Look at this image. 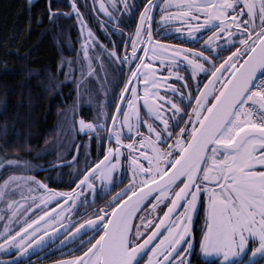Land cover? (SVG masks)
I'll list each match as a JSON object with an SVG mask.
<instances>
[{
  "label": "snow or ice",
  "instance_id": "1",
  "mask_svg": "<svg viewBox=\"0 0 264 264\" xmlns=\"http://www.w3.org/2000/svg\"><path fill=\"white\" fill-rule=\"evenodd\" d=\"M119 3H123L122 8ZM157 4L158 0L143 3L134 33L124 36L122 29L112 27L111 32L120 33L125 41L122 56L115 43L111 50L102 46L101 50L107 51L104 58L116 64L118 73L125 65L131 69L116 101V111L111 113L112 123L107 122L109 113L104 104L98 105L93 120L78 121L81 134L88 133L90 139L93 133L100 137L97 130L103 129L109 142L115 140L116 147H108L103 158L94 163L86 152L83 168L87 170L76 167L68 174L67 182L75 181L70 191L49 189L34 176L10 175L0 185V203L6 202L10 213L6 220L0 217L3 223L0 253L10 257L0 259V264H19L18 258L36 253L47 256L57 249H65L62 253L65 256L79 254L57 260L55 264H141L142 260L143 264H192L195 249L192 222L201 203L205 227L199 241V255L214 258L203 260L202 264H240L245 256L248 259L244 264H257L258 260L264 264V0H259L258 6L256 0H180L175 7L183 9L182 12H168L173 5L167 0L160 4L163 15L157 23L187 21L186 28L178 27L175 32L199 47L154 39L152 23ZM48 8L50 20L61 15L58 10H51V0ZM138 8L135 0H112V10L104 2L99 4L107 21L125 27L131 23L124 18L125 14L133 17ZM73 12L83 35L87 23L75 0L71 2V10L63 15L70 16ZM104 23L102 20L101 25ZM205 31L210 33L206 38ZM87 36L89 39L82 48L91 75L94 69L89 48L95 46L96 38L91 29ZM237 44L239 47L221 59L224 51ZM147 59L152 63H145ZM158 61L161 66L167 62L168 77L164 79L174 76L184 82L180 88L167 86L173 93L171 97L159 95L160 85L156 82L162 78L158 76L161 70ZM68 63L71 65L72 61ZM173 67H183L186 73L190 71V76L174 72ZM60 68L63 69V63ZM141 89L148 117L143 120L146 132L139 131ZM183 89H189L187 94ZM187 104H192V108L187 109ZM75 124L73 119V127ZM177 127L179 131H175ZM125 129L133 137L126 145L122 139ZM165 144L166 148L160 147ZM124 149H127L126 162ZM58 159L61 163L50 167L77 164L79 145L71 161ZM141 160L147 161V167ZM4 166L34 170L26 160H8ZM125 167L131 173L128 184L106 201L104 207L92 208L89 219L77 223L75 215L80 204L85 205L83 211H88L98 194H106L122 181L123 172L119 177L115 173ZM35 170L46 169L38 165ZM20 181L35 186L28 191L43 190L42 197L33 198L31 207L21 203L23 196L21 200L8 198L22 187ZM88 193L92 194V200L88 199ZM56 200L61 203L55 209L49 207L35 219L28 218L33 210L40 211ZM164 204L167 206L162 215L157 214ZM24 208L27 210L22 211ZM85 233H88L86 237ZM12 251H16V256H11Z\"/></svg>",
  "mask_w": 264,
  "mask_h": 264
},
{
  "label": "trees",
  "instance_id": "2",
  "mask_svg": "<svg viewBox=\"0 0 264 264\" xmlns=\"http://www.w3.org/2000/svg\"><path fill=\"white\" fill-rule=\"evenodd\" d=\"M73 26L50 20L44 0H0V164L26 160L34 169L6 166L0 183L10 175L38 176L36 166L64 158L77 121L93 118L99 96L80 71L81 35Z\"/></svg>",
  "mask_w": 264,
  "mask_h": 264
},
{
  "label": "flooded vegetation",
  "instance_id": "3",
  "mask_svg": "<svg viewBox=\"0 0 264 264\" xmlns=\"http://www.w3.org/2000/svg\"><path fill=\"white\" fill-rule=\"evenodd\" d=\"M28 1H36V0H28ZM46 4L47 11L49 13L48 8V0H44ZM71 2L72 0H51V10L52 11H59L61 15L57 16L56 18H62L66 20V23L74 25V29H76L77 32L81 33V25L78 22L76 13H72L70 16L63 15V13H67L71 10ZM77 3L78 8L80 9V12L83 14V19L87 23V27L83 30V38H80V41L78 42V47L82 48V44L85 40H88L87 31L88 29H91L94 37L96 38V43L94 47L89 48V57L91 58L92 65H93V73L89 75L90 82L95 84L92 86V92L95 93V95L99 96L98 98V104L94 107V110H92L93 118L96 115V111L98 110L99 104H104L106 109L108 110V124L110 125L112 123L111 120V113L116 111L115 105L116 101L119 99V94L121 92V89H123L124 84L127 81V77L131 74V69L128 68L127 65L124 66L123 71L118 73L116 71V64H110L108 59L104 58L107 56V51H102V46L106 50H111L113 48V44L115 43L117 45V50L119 54L122 56L124 54V47H125V41L121 39L120 33H112L111 29L113 26L116 28L123 30V35L127 36L128 33H134L135 31V23L139 18V10L142 9L143 3L146 2V0H135V3L139 5V8L136 10L135 16L128 17L127 14H125V19H130L131 23L130 26L125 27L124 24H116L115 21H107V18L105 17L104 13L99 10V4L100 2H104L106 6L109 7V10L111 9V3L112 0H75ZM166 0H158V4L156 7V15L152 23L153 33H154V39L160 40L165 43H169L172 45H181L185 44L186 47H199L198 43H192V42H186L184 39H182L179 34L175 32V29L178 27H185L187 26V21L183 22V24L179 21L172 23L170 25H165L163 23H157L160 20V16L163 15L161 12L159 5L164 4ZM170 4H172V7H169L167 9L168 12H182L183 9L175 7L176 4L180 2V0H167ZM257 6L259 5V0H256ZM119 7H123V3H119ZM239 11V9H237ZM118 14V13H117ZM105 21L104 25H101V21ZM258 22V19H257ZM161 33H166V35H161ZM80 34V35H81ZM210 33L208 31H205L203 33L204 38H206ZM146 39V36H145ZM236 39L238 40L239 37L237 36ZM91 43V41H89ZM202 42V41H201ZM130 41L128 42L130 47ZM235 47H239V45H235L234 47L228 48L226 51H224L221 55V59L223 57L227 56L229 52L234 51ZM141 54L143 53V50L141 49ZM84 54V51H83ZM99 57L100 59H96ZM88 60V59H87ZM137 63L139 62L137 58ZM89 63V60H88ZM145 63H152L150 59H147ZM219 63V60L217 61ZM157 67L161 70L158 72V76H160L162 79L158 80L156 83L160 85L159 95L161 97L167 95L172 96L173 93L167 90L168 85H175L177 88H180L181 85L184 83L183 81H177L174 76L164 79L168 77V71H167V62L163 66H161L160 62H156ZM103 65V67H101ZM132 68H135V63L132 64ZM173 71H179L183 75L190 76V71L185 72V69L183 67L175 68L173 67ZM210 74V73H209ZM204 80L207 79V76L203 77ZM118 81V82H117ZM141 81H143V77L141 78ZM193 88H195V84L192 85ZM200 87H203V82H201ZM184 92L187 94L189 89H183ZM130 94V93H129ZM139 95L141 96V100L138 104V107L140 109V118H141V127L139 128V131L146 132V128L143 126V120L147 119L146 110L143 107V89H141ZM193 101L195 100V96L192 97ZM210 99H214V97H211ZM125 107H127V103L125 101ZM192 104H187V109H191ZM206 110V109H205ZM93 118L91 120H93ZM187 117V111L185 112L184 119L186 120ZM120 119L123 120V112L120 113ZM88 121V120H86ZM183 125V120L181 121V126ZM191 127V125H189ZM98 132H100V137H97L96 134H91V139L89 137L88 133L81 134L79 132V128L77 130V136L75 139V142H73L72 148L67 150V153L65 157L63 158V161H70L73 156L77 155V146L79 145V160L77 164H69L68 167L60 168L55 167L53 169H50V165L47 167H44L46 170H39V175L36 177V180L42 181L43 183L47 184L49 189H54L56 191H70L71 188L75 187V181H73L71 184L68 183V174L69 172L76 168L80 167L83 168L84 166V156L85 153H90V159L94 163L98 159H102L104 156V152L108 147H116L115 140L113 139L111 142H109L107 133L103 129H98ZM125 135L122 137L124 144L126 145L129 140H131L133 137L130 135H127V130L125 129ZM175 131H179V127L175 129ZM98 141H101L98 143ZM161 148H166L167 145H160ZM143 151L144 149H140ZM123 156L127 157V149H124ZM61 163V160L55 162L54 164ZM141 163L147 167V161L141 160ZM53 165V164H51ZM91 166V164H89ZM83 170H87L86 168H83ZM259 170V168H257ZM121 171L123 172V179L119 183H115L109 191L106 192V194H98L95 197L94 203L88 206V211H83L85 208V205L83 203L80 204V211L75 215V219L77 223L83 222V220H87L91 216L92 208H100L105 206V202L109 201L112 196L119 192L120 189L124 188L125 185L128 184L129 179L131 178V173L127 170L125 167L124 169L117 170L115 175L119 177L121 175ZM50 177V179H49ZM76 179H79V176L76 177ZM63 180L64 182L61 183L60 181ZM97 187L100 186V181H95ZM43 190L41 191H33V193H30L29 196H25L24 200L27 203V207H31V202L33 198L35 197H42ZM88 199L92 200L93 196L91 193L87 194ZM28 197V198H27ZM155 197H151L145 204V208H147V205L151 203L152 199ZM120 199H123V197H120ZM23 202V203H25ZM37 205L40 204V200H36ZM61 203V201L56 200L54 202H50L47 207L42 208L40 211L33 210L32 213L29 214V219H35L37 215H40L43 211H48L49 207L52 209H55L56 204ZM116 203H119V200L116 201ZM115 206V205H113ZM166 204L161 205L160 209L157 214L162 215L163 210L166 209ZM27 209L24 208L22 211H26ZM10 213L7 212L6 209V203H0V217H3L5 220L7 219V216ZM99 214V213H97ZM138 219V218H137ZM22 226V225H21ZM72 227H75V224L72 225ZM151 227H154V224L151 225ZM205 227V212H204V206L203 203L200 204L198 208V213L194 215L193 222H192V237H194L195 240V249L191 255L192 264H202L203 260H213L214 258H207V257H201L199 255V241L200 237L202 235V231ZM3 228V223H0V230ZM18 230V229H17ZM150 230V229H149ZM71 231V229H69ZM88 235V233H85V237ZM96 235H99V233H96ZM82 239L84 237H81ZM59 243V241H57ZM51 247V245L49 246ZM47 251V250H46ZM150 251V249H149ZM65 252V249H57L55 252L51 253L50 255L45 256L44 253H36L35 255H30L27 258H18L19 264H55V261L60 259H66L68 256L71 255H78V252L75 253H68L67 256L62 255V253ZM249 254L251 253V247L248 249ZM11 256H16V251L11 252ZM10 257L7 254L0 253V259H9ZM144 259H147V254H145ZM248 256L244 257V260H247ZM244 260L240 261V264H244ZM141 264H143V260L141 261ZM257 264H262L261 261L258 260Z\"/></svg>",
  "mask_w": 264,
  "mask_h": 264
},
{
  "label": "rangeland",
  "instance_id": "4",
  "mask_svg": "<svg viewBox=\"0 0 264 264\" xmlns=\"http://www.w3.org/2000/svg\"><path fill=\"white\" fill-rule=\"evenodd\" d=\"M80 34H81V33H80ZM80 37H81V39H82V38H83V35L81 34ZM78 55H79V60H81V61H79V63L81 64V67H80L81 69H80V71L83 72L82 75H85V74H86V76H89V74H88V60L84 58L83 51L81 50L80 47H78ZM83 69L85 70L86 73L84 72ZM78 121H79V120H78ZM78 121H77V124H76V128L79 126ZM53 164H54V163H53ZM4 165H6V163H5V164H0V173L2 172V169L6 167V166H4ZM17 176H25V177H27V176H31V175L19 174V175H17ZM33 176H34V175H33ZM34 177H35V179H36L37 176H34ZM5 179H7V177L4 178V179L1 181L0 185L3 184V181H4ZM19 183L21 184L22 187H21L20 189H18L17 192L14 193L12 196L8 197L9 199H13V200H21V197H22V196H23V198H24L25 196H29L30 193H33V191H28V188H29V187L35 188L34 185H30V184H28L26 181H20ZM27 198H28V197H27ZM23 202H25L24 199L21 200V203H23ZM5 203H6V202H5Z\"/></svg>",
  "mask_w": 264,
  "mask_h": 264
},
{
  "label": "water",
  "instance_id": "5",
  "mask_svg": "<svg viewBox=\"0 0 264 264\" xmlns=\"http://www.w3.org/2000/svg\"><path fill=\"white\" fill-rule=\"evenodd\" d=\"M75 155H76V154H75ZM75 155H74V156H75ZM71 160H72V159H71ZM71 160H70V161H71ZM66 162H68V161H66ZM58 164H60V163H58ZM58 164H55V165H58ZM49 168H50V169H53V168H55V167H49Z\"/></svg>",
  "mask_w": 264,
  "mask_h": 264
}]
</instances>
